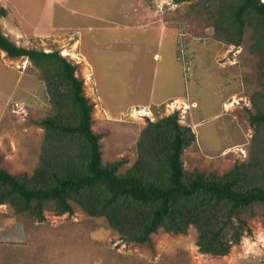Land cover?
Returning <instances> with one entry per match:
<instances>
[{
  "label": "rangeland",
  "instance_id": "1",
  "mask_svg": "<svg viewBox=\"0 0 264 264\" xmlns=\"http://www.w3.org/2000/svg\"><path fill=\"white\" fill-rule=\"evenodd\" d=\"M7 1L0 0L5 7ZM37 1L43 5L38 25L3 21V34L18 47L59 50L77 66L104 163L125 160L120 173L126 172L148 124L175 113L196 137L183 155L187 171L223 175L249 159L256 132L251 97L258 89L249 30L240 47L215 39L212 30L193 37L179 22L189 3L173 0H103L107 14L96 0H80L72 22L48 0ZM41 77L28 58L0 50V167L12 175L31 177L39 164L40 123L54 108ZM45 215L46 222L22 223L9 205H0V264L11 255L19 264H264L263 218L249 222L252 234L228 256L214 257L200 253L193 228L187 235L160 230L150 244H136L78 207L73 216Z\"/></svg>",
  "mask_w": 264,
  "mask_h": 264
},
{
  "label": "trees",
  "instance_id": "2",
  "mask_svg": "<svg viewBox=\"0 0 264 264\" xmlns=\"http://www.w3.org/2000/svg\"><path fill=\"white\" fill-rule=\"evenodd\" d=\"M173 3H189L179 22L193 37L212 30L215 39L240 47L250 31L258 89L251 97L255 114L249 121L256 132L249 159L223 175L187 171L183 155L196 137L175 113L148 124L137 143L136 162L120 173L125 160H102V136L93 131L94 106L84 95L77 66L59 50L18 47L0 26V50L13 59L28 58L54 104L40 123L45 133L34 174L16 176L0 167V205H9L19 222H46V212L73 216L78 207L90 219L105 220L126 242L150 244L160 230L187 235L193 228L201 254L225 257L252 234L251 220L264 219V2ZM7 14L1 4L0 20ZM19 262L11 255L5 264Z\"/></svg>",
  "mask_w": 264,
  "mask_h": 264
},
{
  "label": "crops",
  "instance_id": "3",
  "mask_svg": "<svg viewBox=\"0 0 264 264\" xmlns=\"http://www.w3.org/2000/svg\"><path fill=\"white\" fill-rule=\"evenodd\" d=\"M15 1H20V2H17L16 3ZM120 1L121 2L122 1H125V3L126 2L128 3V0H120ZM34 2H35V4H38V5H35ZM34 2L33 1H30V0H8L6 2V7L7 8L5 7L6 10H7V12H8V14H7V16L3 17L0 20V26H1L2 32H3V25H2L3 21H6V23H8V24L9 23L10 24H13V23H16V22H20L19 24L21 26H23V27H25V24L31 23L30 28L33 27V25L36 24V23L38 25V21H40V19L42 17L41 10H42L43 5L42 6H39L40 3L37 0H35ZM96 2H97V6L100 9V11L102 13L104 11V13L107 14L106 9H105V6L103 4V0H96ZM45 4H47V3L45 2ZM48 4L55 5L56 10L57 11L59 10L60 12L59 11L57 12L56 10L55 11L57 13H61L62 14L64 21H65V18H68V19L71 18L70 22H72V19H73L74 16H77V17L79 16V13H80V5H84V2H80V0H48ZM61 6L64 8V11L63 12L60 9ZM18 7H20L19 8V11L21 10V13L20 12L19 13L17 12V8ZM82 13L83 14L86 13L85 8H84V10H83ZM32 15H33V17H32ZM44 15L46 16L47 20L50 19V13H49V15H48L49 17H48L47 16V10H44ZM25 16L30 19L28 23L25 21L26 20L25 19ZM11 18H12L13 21L12 22H9L8 19L11 20ZM90 18H93V16L91 14H90ZM58 28H61V29H64L65 28V29H68V31L71 30V29H69L67 27H63V28L62 27H58ZM52 32L55 33V32H57V30H53ZM63 34L64 33H62V32L60 33L61 36ZM44 36L49 37V36H52V34H45ZM6 37H8V36H6ZM10 40L12 42H14L12 39H10ZM46 52H50V51L49 50H46Z\"/></svg>",
  "mask_w": 264,
  "mask_h": 264
},
{
  "label": "built area",
  "instance_id": "4",
  "mask_svg": "<svg viewBox=\"0 0 264 264\" xmlns=\"http://www.w3.org/2000/svg\"><path fill=\"white\" fill-rule=\"evenodd\" d=\"M0 5H1V2H0Z\"/></svg>",
  "mask_w": 264,
  "mask_h": 264
},
{
  "label": "clouds",
  "instance_id": "5",
  "mask_svg": "<svg viewBox=\"0 0 264 264\" xmlns=\"http://www.w3.org/2000/svg\"><path fill=\"white\" fill-rule=\"evenodd\" d=\"M1 6V5H0Z\"/></svg>",
  "mask_w": 264,
  "mask_h": 264
}]
</instances>
